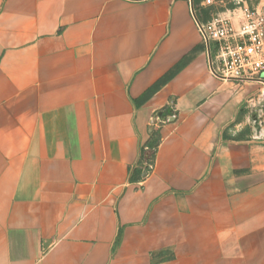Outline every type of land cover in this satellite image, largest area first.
Returning <instances> with one entry per match:
<instances>
[{"label": "crops", "instance_id": "1", "mask_svg": "<svg viewBox=\"0 0 264 264\" xmlns=\"http://www.w3.org/2000/svg\"><path fill=\"white\" fill-rule=\"evenodd\" d=\"M247 82L189 0H0V264H264Z\"/></svg>", "mask_w": 264, "mask_h": 264}, {"label": "built area", "instance_id": "2", "mask_svg": "<svg viewBox=\"0 0 264 264\" xmlns=\"http://www.w3.org/2000/svg\"><path fill=\"white\" fill-rule=\"evenodd\" d=\"M210 3L211 0H206ZM190 11L207 53L209 71L223 79L255 80L264 85V17L261 12L243 9L242 20L234 26L229 19L199 21L193 4ZM252 137L264 141V94L246 100ZM254 116V118H252Z\"/></svg>", "mask_w": 264, "mask_h": 264}, {"label": "rangeland", "instance_id": "3", "mask_svg": "<svg viewBox=\"0 0 264 264\" xmlns=\"http://www.w3.org/2000/svg\"><path fill=\"white\" fill-rule=\"evenodd\" d=\"M193 8L196 17L200 21L206 22L219 17L229 19L234 26H238L240 24L244 8H248L253 11L257 10L261 12L264 17V0H211L210 3H207L206 0H193ZM262 79H264V76ZM248 81L247 85L250 89L249 91L251 95L247 98V100L264 94V85L255 80ZM244 106V112H248V109L246 108V101ZM252 127V123L248 118L240 131L242 133H249L251 132Z\"/></svg>", "mask_w": 264, "mask_h": 264}, {"label": "trees", "instance_id": "4", "mask_svg": "<svg viewBox=\"0 0 264 264\" xmlns=\"http://www.w3.org/2000/svg\"><path fill=\"white\" fill-rule=\"evenodd\" d=\"M192 4H193V0H192ZM198 19V18H197ZM199 20V19H198ZM200 21V20H199ZM203 22V21H202ZM185 58V57H184ZM183 58V60H184ZM183 61H179V65L182 64ZM159 82H157L156 84L152 85L151 87H149L142 95L141 97L139 98L141 101L145 100L146 98H148L157 88H158V85ZM161 115H163V112L161 111ZM155 145H150L148 149H142V153H141V157H142V160H145V162H147V165L145 166L148 170V164H151V161H152V157H153V149L152 147H154Z\"/></svg>", "mask_w": 264, "mask_h": 264}, {"label": "water", "instance_id": "5", "mask_svg": "<svg viewBox=\"0 0 264 264\" xmlns=\"http://www.w3.org/2000/svg\"><path fill=\"white\" fill-rule=\"evenodd\" d=\"M189 2L190 3H192V0H189ZM157 117L159 118V119H163V117H162V115H161V111H158L157 112ZM252 118H254V116H252ZM167 119H168V121H172V120H174V116H170V117H167Z\"/></svg>", "mask_w": 264, "mask_h": 264}]
</instances>
